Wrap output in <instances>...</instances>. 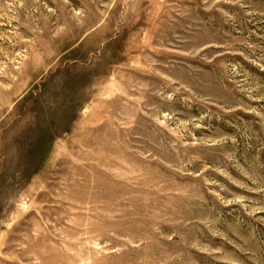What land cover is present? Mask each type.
Masks as SVG:
<instances>
[{"label":"rangeland","instance_id":"374dc122","mask_svg":"<svg viewBox=\"0 0 264 264\" xmlns=\"http://www.w3.org/2000/svg\"><path fill=\"white\" fill-rule=\"evenodd\" d=\"M0 264H264V0H0Z\"/></svg>","mask_w":264,"mask_h":264}]
</instances>
